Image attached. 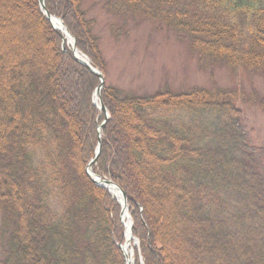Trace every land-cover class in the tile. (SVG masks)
I'll return each instance as SVG.
<instances>
[{"label": "trees", "instance_id": "obj_1", "mask_svg": "<svg viewBox=\"0 0 264 264\" xmlns=\"http://www.w3.org/2000/svg\"><path fill=\"white\" fill-rule=\"evenodd\" d=\"M43 1L105 77L83 0ZM104 7L187 35L200 60L264 69V0ZM63 42L39 0H0V264H125L122 206L86 173L99 142L92 172L125 193L143 264H264V151L246 142L236 93L103 86L99 134L100 80Z\"/></svg>", "mask_w": 264, "mask_h": 264}, {"label": "rangeland", "instance_id": "obj_2", "mask_svg": "<svg viewBox=\"0 0 264 264\" xmlns=\"http://www.w3.org/2000/svg\"><path fill=\"white\" fill-rule=\"evenodd\" d=\"M80 8L87 20L92 21V33L97 38L105 66L103 86L107 91L112 88L121 98L148 97L167 90L172 93L195 89L236 93L235 105L247 135L246 142L264 151V69L250 72L232 69L219 60H200L187 35L168 29L159 21L131 13L108 12L104 0H83ZM120 227L125 244L126 226L121 222ZM7 246L8 233L1 232L0 216V263ZM130 251L133 260L138 258L135 264L144 263L136 239L130 242Z\"/></svg>", "mask_w": 264, "mask_h": 264}, {"label": "water", "instance_id": "obj_3", "mask_svg": "<svg viewBox=\"0 0 264 264\" xmlns=\"http://www.w3.org/2000/svg\"><path fill=\"white\" fill-rule=\"evenodd\" d=\"M39 5H40V8H41L42 12L44 13L45 17L47 18V20H48V21L50 22V24L52 25V23H51V18H53V16H50V15L48 14V12L46 11V8H45V6H44V1H43V0H39ZM54 18H55V17H54ZM59 20H60V19H59ZM60 22L62 23L61 20H60ZM62 25H63V23H62ZM63 26H64V25H63ZM52 27H53L54 29L58 30V29L55 28L53 25H52ZM64 28H65V27H64ZM65 30H66V28H65ZM58 31L61 32L60 30H58ZM61 33H62V32H61ZM66 34H67L68 36H70L71 39H72V45H71V47H69V49H70V51H71L73 57L75 58V60H76L78 63H80L81 65L85 66L90 72H92L93 74H95V75L99 78V80H100V84H99V86L97 87V89L95 90V93H94V95L98 96L99 106H98L96 103H94V104L99 108V110L105 112V120L101 123V125H100L99 128H98V129H99L98 132H99V134H100L101 130L103 129V127H104V125L106 124V121H107V119H108V114L106 113V110H105L104 106L102 105V103H100V99H99L100 91H101V89H102V87H103V84H104V77H103L102 74L98 71V69H97L96 67H94V66H92V65L90 64V62H89L88 60L85 61V60L83 59V58L86 59V57H84V56L81 55L83 58H80V57L77 55V53H78V54H80V53H79V51H78V50L76 49V47H75V41H74L73 37L68 33L67 30H66ZM66 34L62 33V35L64 36V41H66V36H67ZM63 43H64V42H63ZM66 45H68L67 42H66ZM99 153H100V142H99V144H98L97 151H96V153L94 154V157L92 158V160L89 162V164H88V166H87L86 173H87V175L90 177V179L92 180V182H93L95 185H97V186H99V187H101V188H104V189H106V190H108V187H109V186H115V187L119 190V192H120V194H121V198H122V202H120V205L122 206V212H121V213H122V215H124V212L127 211L126 195H125V193H124V192H123V191H122L117 185H115L113 182H111L110 180H104V179H101L100 177L94 175L93 172H92V168H93V166H94L95 163H96V159H97ZM131 226H132V223H131ZM131 226H129L130 233H131ZM132 240H135V239L132 237ZM120 249H121V251L123 252V254H124V256H125L124 245L120 246Z\"/></svg>", "mask_w": 264, "mask_h": 264}, {"label": "bare ground", "instance_id": "obj_4", "mask_svg": "<svg viewBox=\"0 0 264 264\" xmlns=\"http://www.w3.org/2000/svg\"><path fill=\"white\" fill-rule=\"evenodd\" d=\"M51 23L55 28L60 30L62 33L66 34V30H65L64 26L62 25V23L60 22L59 19L53 17V18H51ZM66 41L68 43V46L71 47L72 39L70 36H68V35L66 36ZM77 55L80 58H83L81 56V54L77 53ZM83 59L85 61L88 60L87 58L86 59L83 58ZM94 103H96L99 106L98 96H96V95H94ZM107 191L111 194V196L115 200L118 201V203L122 202L121 194L115 186H109ZM121 222H123L126 226V233H125L126 237H125V244H124V251H125V256H126L125 263L126 264H133V262H134V264H135L136 260L135 259L133 260V255H132V252L130 251V242L132 241V234L130 233L129 226H131L132 221L130 219L128 209H127V211L124 212V215H122V213H121Z\"/></svg>", "mask_w": 264, "mask_h": 264}]
</instances>
